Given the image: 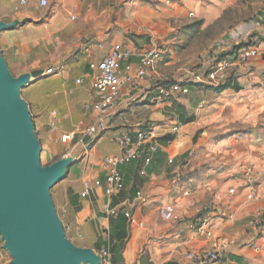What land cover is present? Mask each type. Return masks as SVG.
<instances>
[{
    "label": "crops",
    "instance_id": "obj_1",
    "mask_svg": "<svg viewBox=\"0 0 264 264\" xmlns=\"http://www.w3.org/2000/svg\"><path fill=\"white\" fill-rule=\"evenodd\" d=\"M48 3L40 8L27 0L16 13L19 0H0L1 21L21 23L0 34V47L13 75L64 68L27 86L22 97L41 158L48 165L75 160L52 190L71 242L97 254L108 249L114 264H191L189 251L210 250L221 253V264H264V224L253 225L264 212L263 8L254 21L236 25L199 56L194 37L221 19L228 0ZM155 42V69L136 87L122 82L106 115L107 132L95 142L83 136L81 130L99 117L86 113L85 105L105 98L94 91L97 72L90 65L119 45L133 53L119 67L124 80L136 74L142 53ZM242 43L256 46L259 56L225 74L220 85L226 90L217 93L193 82L190 70L204 72L218 54L233 57L231 51ZM172 84L188 92L165 98L161 90ZM139 131L149 139L136 147L138 159L120 165L123 189L109 193L105 159L120 153L117 140L123 133L130 132L136 144ZM249 166L258 175L255 188L244 184ZM140 192L145 201L137 204ZM211 209L220 219L192 229L197 215Z\"/></svg>",
    "mask_w": 264,
    "mask_h": 264
},
{
    "label": "water",
    "instance_id": "obj_2",
    "mask_svg": "<svg viewBox=\"0 0 264 264\" xmlns=\"http://www.w3.org/2000/svg\"><path fill=\"white\" fill-rule=\"evenodd\" d=\"M20 24L0 22V34ZM43 74L37 70L15 77L0 47V239L12 264H101L94 250L71 242L53 200L52 190L74 158L42 164L41 143L22 91Z\"/></svg>",
    "mask_w": 264,
    "mask_h": 264
},
{
    "label": "built area",
    "instance_id": "obj_3",
    "mask_svg": "<svg viewBox=\"0 0 264 264\" xmlns=\"http://www.w3.org/2000/svg\"><path fill=\"white\" fill-rule=\"evenodd\" d=\"M36 1L38 2V6L40 8H46L49 6L48 0ZM25 5H27V0H19V5L15 8V12H19L20 8ZM262 12L264 13V6ZM158 48V42H155L152 50H146L143 52L136 74L134 76H128L124 80L119 75L118 70L123 62H127L131 58L133 53L129 50H123L119 45H115L112 51L102 61L99 63H92L90 65L91 70L97 72L93 84L94 91L99 95H105V98L102 103L85 105L84 110L86 113L95 112L99 114V117L95 123L81 130V134L83 136L89 137L93 142H95L107 132L109 128L106 115L110 111L111 107L116 104L122 82L124 81L132 87L140 85V83L146 79L148 71L155 69L158 58ZM208 55H212V53H208ZM220 55H216L214 63H212L204 72L194 74V72L190 70L189 73L193 74V82L199 85L217 87L221 84V80L225 74L236 63H247L248 61L257 58L259 56V49L256 46H250L238 50L237 53L233 54V57L226 56L220 59ZM130 69V66L126 67L127 71H130ZM63 72L64 68H51L44 71L43 75H57ZM81 83L82 80L77 81V84ZM177 92L187 93L188 89H182L179 84H172L161 90V94L165 98H168ZM53 115L56 116V113ZM151 136L152 135H150V137ZM136 138L137 142L134 144L132 134L130 132L123 133L117 140L120 153L105 159V165L108 171L107 183L109 193H119L123 189V179L119 171V167L124 163L131 162L140 157V153L136 147L144 144L149 139V136L147 133L139 131ZM157 151V146L151 147V153H156ZM150 161V156L145 159L146 164H149ZM243 178L244 184L247 188H255L258 184V175L255 168L252 166H249L245 170ZM83 196H86V193L83 194ZM144 201L145 197L143 193H138L137 204L143 203ZM125 216L127 219H131V211L125 209ZM220 217L221 216L215 209L200 212L192 224V229L203 230L212 222L220 219ZM253 225L255 227H259V219L254 221ZM99 255L102 259L101 264H114L112 262L111 253L108 249H103ZM186 257L191 264H221L223 261V256L216 250L203 252L189 251L186 254Z\"/></svg>",
    "mask_w": 264,
    "mask_h": 264
},
{
    "label": "rangeland",
    "instance_id": "obj_4",
    "mask_svg": "<svg viewBox=\"0 0 264 264\" xmlns=\"http://www.w3.org/2000/svg\"><path fill=\"white\" fill-rule=\"evenodd\" d=\"M263 6L264 0H228L227 8L221 19L213 23V26L206 31L199 32V34L194 37L195 40L193 42L198 47H201L197 54L200 56L201 54H204V51L215 47L219 44L223 34L233 29L236 25L254 21L257 17V13L263 8ZM1 20L2 14L0 13V22H4ZM8 22L12 23L13 21L8 20ZM199 29H201V24L199 25ZM14 76L18 77V74ZM41 160L43 166H49L46 159L41 158ZM257 218L259 219L260 224H264V212L257 216ZM0 264H12V258L9 253L4 250L2 242L0 243Z\"/></svg>",
    "mask_w": 264,
    "mask_h": 264
},
{
    "label": "trees",
    "instance_id": "obj_5",
    "mask_svg": "<svg viewBox=\"0 0 264 264\" xmlns=\"http://www.w3.org/2000/svg\"><path fill=\"white\" fill-rule=\"evenodd\" d=\"M6 23H9V22H6ZM251 45H249V44H247V43H242V44H240V45H238V46H236V47H234V49L231 51V53L230 54H235V53H237V51L238 50H240V49H242V48H245V47H250ZM227 55L226 54H224V55H220V59H222V58H224V57H226ZM207 89H210V90H213V91H215V92H217V93H222L224 90H226L227 89V86L226 85H219V86H217V87H206Z\"/></svg>",
    "mask_w": 264,
    "mask_h": 264
}]
</instances>
